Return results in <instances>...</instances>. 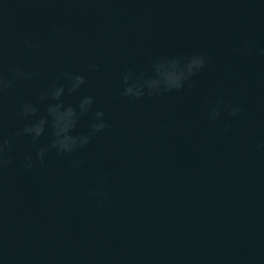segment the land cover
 Returning <instances> with one entry per match:
<instances>
[{"label": "water", "instance_id": "95a60500", "mask_svg": "<svg viewBox=\"0 0 264 264\" xmlns=\"http://www.w3.org/2000/svg\"><path fill=\"white\" fill-rule=\"evenodd\" d=\"M261 49L264 0H0V74L13 81L0 92L11 158L0 168V264H264ZM201 53L181 88L123 95L124 75L159 79L155 64ZM65 73L84 84L69 92ZM53 85L60 101L41 99ZM58 102L76 108L74 136L91 133L97 111L109 126L41 159ZM42 117L38 139L16 135Z\"/></svg>", "mask_w": 264, "mask_h": 264}, {"label": "clouds", "instance_id": "9594fccd", "mask_svg": "<svg viewBox=\"0 0 264 264\" xmlns=\"http://www.w3.org/2000/svg\"><path fill=\"white\" fill-rule=\"evenodd\" d=\"M254 46V42H250ZM32 46L31 44L29 45ZM261 54L264 55V49H261ZM207 60L206 54H196L191 57L183 58L177 57L168 61L167 63H157L154 65L157 73L159 74V79L145 80L141 82L138 78L135 83L129 84L128 81L131 79L130 74L124 75V82L126 87L124 89L123 95L125 96H135L140 97L143 95L142 89L145 85L152 90L155 89L159 91L161 83H163L165 91H171L172 89H179L183 86V81L188 80L191 76L195 75L196 71L204 67ZM93 67H96L93 65ZM164 68L166 70L161 71ZM14 75L21 76L22 78H27L33 75L32 73H21L19 69L14 71ZM71 81V85L68 88L69 92H74L80 88L85 82V77L82 75H73L65 73ZM12 80H5L2 74H0V92L4 88L12 86ZM65 88L63 85H53L50 87L47 93L42 94L41 99L46 98L50 95L54 100L60 101ZM151 95V91L149 92ZM93 103V97L85 96L79 101V115L87 113ZM240 109L233 108L231 114L236 116ZM37 112V108L29 103H25L22 106V114L25 117L34 116ZM47 112L51 116V126L53 129L52 135L54 139L47 146V148H40L37 151V156L41 159L46 151L49 149H56L60 153H70L76 150L77 147H82L89 143L92 134L108 127L107 123L102 119L104 113L97 111L95 113L96 122L91 125V133L89 135H72L71 130L75 128L78 114L76 108L72 106L64 107L62 102L55 104H49L47 107ZM220 109L217 107L211 113V117L219 115ZM48 123L47 118H40L33 123L26 124L23 129L16 133V135H30L33 140L38 139L45 131V125ZM9 141L6 138L0 137V168L4 165L11 163V158L5 159L4 153L7 150ZM258 148H264V144L258 145ZM27 167H31V157L27 158ZM78 163V162H75ZM91 195H96V193H91Z\"/></svg>", "mask_w": 264, "mask_h": 264}]
</instances>
